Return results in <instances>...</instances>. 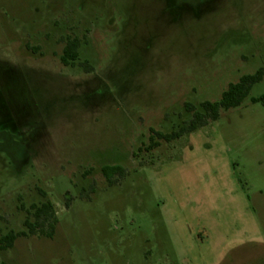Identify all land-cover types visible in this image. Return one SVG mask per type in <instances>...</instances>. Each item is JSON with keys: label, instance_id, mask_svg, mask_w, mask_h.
<instances>
[{"label": "rangeland", "instance_id": "374dc122", "mask_svg": "<svg viewBox=\"0 0 264 264\" xmlns=\"http://www.w3.org/2000/svg\"><path fill=\"white\" fill-rule=\"evenodd\" d=\"M262 67L264 0H0V264H264V77L148 150Z\"/></svg>", "mask_w": 264, "mask_h": 264}, {"label": "trees", "instance_id": "16d2710c", "mask_svg": "<svg viewBox=\"0 0 264 264\" xmlns=\"http://www.w3.org/2000/svg\"><path fill=\"white\" fill-rule=\"evenodd\" d=\"M80 40L77 38H67L62 49L60 62L63 66H73L78 60V48ZM83 67L87 63H82ZM264 77V67L259 68L251 75H243L236 83L228 85L227 89L221 94L220 99L216 102L205 101L199 104L198 109L190 103L184 104L186 112L191 114V120L188 123H183L177 130L170 133H160L151 130L152 139L148 150H153L159 147L161 142L171 143L178 140L183 135L193 132L198 128L206 126L210 121H215L218 118L220 110H228L238 107L242 101L248 96L251 87L262 80ZM253 103H264V95L258 98L251 99ZM45 197L44 193H42ZM68 207V203L66 204ZM30 217L33 218L30 221ZM56 223L55 212L53 205L50 202H44L39 206L31 205L26 212V218L23 221V227L26 232L9 233L4 238L0 239V249H7L13 245V242L18 237L26 235H34L40 233L48 238L52 236L54 225Z\"/></svg>", "mask_w": 264, "mask_h": 264}]
</instances>
